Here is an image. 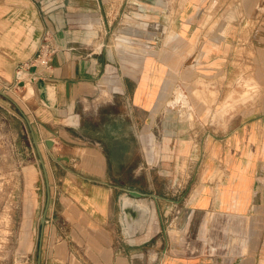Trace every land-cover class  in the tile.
<instances>
[{"label": "crops", "instance_id": "obj_1", "mask_svg": "<svg viewBox=\"0 0 264 264\" xmlns=\"http://www.w3.org/2000/svg\"><path fill=\"white\" fill-rule=\"evenodd\" d=\"M134 1L0 0V89L22 91L23 113L13 106L31 124L49 180L42 226L47 187L38 156L28 174L34 214L44 195L40 264H259L264 0H174L178 25L158 49L148 39L133 46L135 36H150L146 29L128 28L127 44L110 43L112 24L100 21L122 15L106 6L150 3ZM166 18L162 11L158 19ZM211 19L210 28L197 27ZM45 29L56 51L48 68H31L37 75L27 93L29 84L14 85L16 68L34 58ZM175 85L188 107L182 97L169 104ZM176 207L180 223L169 232L167 213Z\"/></svg>", "mask_w": 264, "mask_h": 264}, {"label": "rangeland", "instance_id": "obj_2", "mask_svg": "<svg viewBox=\"0 0 264 264\" xmlns=\"http://www.w3.org/2000/svg\"><path fill=\"white\" fill-rule=\"evenodd\" d=\"M149 1L150 3L146 6L126 4L120 6V9L119 6H113L112 8L110 5H105L108 10L107 13L112 12V14H115L118 12L122 15L114 19V21L110 20V15L107 16L108 19L104 16V21H100V26L102 28L106 27L108 24H112L109 31L114 29V32L113 34H107V36L111 35L108 37L110 43L127 44V40H125L127 38H124L123 31L128 28H134L136 31L146 29L148 35H150L147 38L138 35L135 36V43L133 45L135 48H142L144 39H148L156 40V48L158 49L160 45H163L166 39L170 38L169 35L173 34L172 30L178 25V22L175 21V16L179 13V9L181 8L180 4L184 0H181L180 4H177V1L174 2V0ZM134 2L138 3L139 1L135 0ZM144 7L148 9V15L146 16L143 15ZM206 8L208 10L209 6H206ZM162 11L167 14V18L163 22L158 19ZM197 11H199V8H197ZM227 12V15H229L230 11ZM216 13L219 15L222 12L216 11ZM219 16H222V14ZM211 22L212 19L209 22H198L197 25L199 26L197 27L203 29L210 28ZM234 23L238 22L227 21V25L231 24V27L235 26ZM165 34H168V36L165 37ZM216 39L218 38H215V40ZM181 90L182 88L180 86L175 85L172 96L168 100L171 106H175L176 101L181 97L184 99L183 104L186 107L189 106L187 105V101H189L187 94L182 93ZM3 91L9 95L19 107L21 106L24 108V100L20 96V92H22L20 89H17V91L12 89ZM250 92L252 91H250L249 88L248 97L250 96ZM243 100H245L244 96L242 99L238 98L231 103H227V108H233L236 104L244 102ZM0 104H5L11 112L6 113L7 119L0 117V264H37L39 249L41 248L42 252L43 245L41 229L38 226V215L44 205V195H41L42 200H40L38 204V212L36 211L34 214V204H36V202L35 199L32 198L31 185L33 184V180L30 178V174H28L29 164L38 157L37 150L33 143L31 130L22 123L13 103L0 96ZM3 110L5 109L0 105V111ZM153 135L156 142L159 141L158 144L160 145L161 136L158 132ZM153 144H155V149L159 153V145L155 142H153ZM40 151L43 157L44 154L41 148ZM178 167L182 174L186 176L188 173L186 163L182 162ZM200 173L201 178H203L205 170H201ZM198 190L199 188L193 193H196ZM237 202L241 203V200L238 198ZM178 203H184V201ZM173 205H176V202ZM167 214L168 222H166V226L169 232H171V229L180 223L179 208H177L176 211L173 209L171 213ZM259 264H264V260L260 261Z\"/></svg>", "mask_w": 264, "mask_h": 264}, {"label": "built area", "instance_id": "obj_3", "mask_svg": "<svg viewBox=\"0 0 264 264\" xmlns=\"http://www.w3.org/2000/svg\"><path fill=\"white\" fill-rule=\"evenodd\" d=\"M56 51V46L54 43V36L53 33L49 29H45L42 32V35L39 40V44L37 47V50L35 52V56L33 59H31L29 62L19 63L17 65V77L15 78L14 85L20 86V83H24V85L27 83L29 84L30 81H34L36 78V73H31V68L35 67L37 64H40L46 68L50 66V61L53 57V54ZM183 93V91L181 90ZM181 98H179L176 103H180ZM152 142H156L155 137L153 136Z\"/></svg>", "mask_w": 264, "mask_h": 264}, {"label": "water", "instance_id": "obj_4", "mask_svg": "<svg viewBox=\"0 0 264 264\" xmlns=\"http://www.w3.org/2000/svg\"><path fill=\"white\" fill-rule=\"evenodd\" d=\"M30 83V85H28V87H27V93L29 92H31L30 90H31V88H32V83H33V81H30L29 82ZM20 86H24V83L22 82V83H20ZM0 95L2 96V97H4V98H6L7 100H9L10 102H12L14 105H15V107L16 108H18V110H20L21 112H22V110H21V108L19 107V105L9 96V95H7L3 90H1L0 89ZM23 113V112H22ZM24 115V114H23ZM24 118H25V120L27 121V123H28V126H29V128H30V130H31V134H32V138H33V143H34V145H35V148H36V150H37V153H38V156H39V159H40V164H41V166H42V169H43V172H44V176H45V183H46V187H47V200H46V202H45V207H44V210H43V212H42V214H41V217H40V224L43 226L44 224H45V222H46V212H47V208H48V204H49V180H48V175H47V170H46V166H45V162H44V160H43V157H42V154H41V151H40V148H39V144H38V141H37V139H36V137H35V134H34V132H33V129H32V127H31V124H30V122H29V120H28V118L24 115ZM46 144H48V145H50L51 144V141L50 140H47L46 141ZM127 195H129L130 197H133V198H136V199H138V198H141V194L139 193V192H137L136 190H127ZM123 210H124V212H125V214H126V216H130L131 214H130V210H129V208L127 207V204L126 203H124V206H123ZM128 230V236H131L132 235V231H130V229H127ZM41 238H42V231H41ZM40 255V254H39ZM37 264H40V257H38V263Z\"/></svg>", "mask_w": 264, "mask_h": 264}, {"label": "bare ground", "instance_id": "obj_5", "mask_svg": "<svg viewBox=\"0 0 264 264\" xmlns=\"http://www.w3.org/2000/svg\"><path fill=\"white\" fill-rule=\"evenodd\" d=\"M29 93V92H28Z\"/></svg>", "mask_w": 264, "mask_h": 264}]
</instances>
